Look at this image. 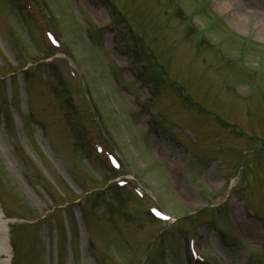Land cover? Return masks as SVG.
Returning <instances> with one entry per match:
<instances>
[{
    "label": "rangeland",
    "instance_id": "374dc122",
    "mask_svg": "<svg viewBox=\"0 0 264 264\" xmlns=\"http://www.w3.org/2000/svg\"><path fill=\"white\" fill-rule=\"evenodd\" d=\"M39 1L0 0V264H264V0Z\"/></svg>",
    "mask_w": 264,
    "mask_h": 264
},
{
    "label": "bare ground",
    "instance_id": "6f19581e",
    "mask_svg": "<svg viewBox=\"0 0 264 264\" xmlns=\"http://www.w3.org/2000/svg\"><path fill=\"white\" fill-rule=\"evenodd\" d=\"M218 3H220V6H226V5H230L233 7V10L235 11V13L238 14H242V15H246V9L245 7L237 0H217ZM255 17H256V21H262L264 20V13L263 12H254ZM251 17V16H250ZM248 230H250V232H252L251 229L248 228ZM8 252V250L6 251Z\"/></svg>",
    "mask_w": 264,
    "mask_h": 264
}]
</instances>
